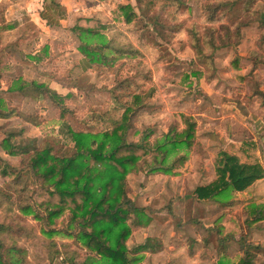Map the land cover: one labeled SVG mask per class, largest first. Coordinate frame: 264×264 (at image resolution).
Here are the masks:
<instances>
[{
  "label": "rangeland",
  "instance_id": "1",
  "mask_svg": "<svg viewBox=\"0 0 264 264\" xmlns=\"http://www.w3.org/2000/svg\"><path fill=\"white\" fill-rule=\"evenodd\" d=\"M128 2L136 7L135 0H0V109L13 110L0 118V158L19 168L27 156L8 153L3 144L7 137L30 152L47 145L58 151L62 144L71 145L70 131L100 133L109 126L102 114L138 94L143 105L124 131L126 143L155 148L166 134L183 129L186 120L194 122V138L189 148L168 146L167 154L158 149L147 154L125 175L122 202L136 208L126 220L128 255L139 259L133 264H169L171 258L176 259L171 264H236L246 250L254 264H264V219L254 221L249 207L264 202V177L243 192L207 201L192 196L196 186L215 179L220 152H233L230 145L239 148L253 141L264 168V26L257 20L264 3H238L207 24L202 14L207 0L169 6L156 0L153 12L159 13L162 28L142 17L129 25L116 21L114 8ZM96 15L116 26L118 37L139 51L135 57L117 58L103 73L87 67V60L79 61L85 58L70 29L79 17ZM240 22L249 24L240 27L237 37ZM206 25L214 28L211 41ZM105 53L112 55L107 49ZM38 85L59 99L44 92L38 100ZM118 113L115 109L114 117ZM152 164L168 171L154 172ZM4 181L0 175V190ZM12 197L21 201L23 195ZM8 217L0 208V222ZM18 218L30 231L15 241L25 264H101L65 234L78 229L69 209L54 218L57 232L49 237L41 230L42 220ZM156 252L160 255L155 259Z\"/></svg>",
  "mask_w": 264,
  "mask_h": 264
},
{
  "label": "trees",
  "instance_id": "2",
  "mask_svg": "<svg viewBox=\"0 0 264 264\" xmlns=\"http://www.w3.org/2000/svg\"><path fill=\"white\" fill-rule=\"evenodd\" d=\"M161 1L166 4L165 6L181 4L180 0ZM257 1L264 3V0H207L202 14L207 24H212L224 10L231 9L238 3L249 5ZM135 3L136 7L129 2L116 5L114 19L121 24L129 25L142 17L145 21L164 28L159 13L153 12L156 0H135ZM99 15L79 17L70 29L79 38L77 49L87 60L88 66L103 73L105 68H111L117 58L135 57L139 51L129 41L121 40L118 37L121 31L117 32L119 29L116 26L104 21ZM42 17L47 19L44 14ZM257 20L264 26V10L259 13ZM47 21L52 23L50 20ZM50 23L48 25H51ZM248 24L240 22V25L235 27V35L239 37L240 27ZM204 30L211 41L214 28L206 25ZM105 31L110 35H105ZM226 32L229 33L228 27ZM93 39L97 41L94 42ZM228 42L225 41L223 44ZM106 49L112 55H107ZM36 90L42 91L39 94L40 98H43V93L46 92L54 100L57 96L59 99L56 92L43 89V85H38ZM113 97L115 103L119 104L117 96ZM140 99L138 94L132 95L126 105L123 103L118 107L116 105L103 113L102 122L109 126L100 133L70 131L71 145L62 144L58 151L47 145L40 150L33 147L30 152L26 146L13 145L9 137L3 140L6 149L8 147V153H27V156L23 157L24 161L19 168L8 165L0 158V175L5 179V186L0 190V208H4L9 216L8 222H0V264H25V260L20 256L23 250L15 245V241L21 236H29L30 231L18 221L19 214L32 215L42 220L44 227L41 230L49 237L57 232L54 218L65 209L70 210L71 222L76 223L78 228L74 233L67 231L65 234L93 252L98 257L97 261H102L101 264H133L139 260L128 255L129 249L125 243L130 235L126 220L130 211L136 210L132 206L126 207L122 202L125 198L123 191L125 175L129 170L136 169L139 161L147 154L157 149L167 154L168 146L172 149L181 146L189 148L194 138V122L186 120L183 129L166 134L155 148L147 143H126L124 131L130 126L132 116L143 105ZM58 104L61 114L65 115V108ZM115 109H120V113L114 117ZM12 113L13 110L0 109L2 118H7ZM229 148L233 152H220L215 179L193 189L192 196L198 201L211 200L231 191L243 192L264 177V168L259 162L253 141H246L239 148L234 145H230ZM165 154L160 157H165ZM149 167L154 172L168 171L162 170L161 166L158 167L156 164ZM9 176L12 177L8 179ZM13 194H22V200L15 201ZM43 195H46L45 198L36 199V196ZM231 202L226 201V205ZM249 207L254 221L264 219V202L252 203ZM39 208L43 209L44 214L39 213ZM4 238L12 245L7 246ZM143 249L144 245H141L140 250ZM242 254V258L236 264H254L248 250ZM67 260L72 263L73 257L69 255ZM171 260L173 262L176 259Z\"/></svg>",
  "mask_w": 264,
  "mask_h": 264
},
{
  "label": "crops",
  "instance_id": "3",
  "mask_svg": "<svg viewBox=\"0 0 264 264\" xmlns=\"http://www.w3.org/2000/svg\"><path fill=\"white\" fill-rule=\"evenodd\" d=\"M51 21H54V20H51ZM55 23V22H54ZM49 28V26H47V27H45V29H48ZM44 28H43V30H45ZM75 51H77V49H75ZM81 56V55H80ZM79 61L80 62H86V59L84 60V59H79ZM87 66V65H86ZM87 67H89V66H87ZM48 89V88H47ZM49 90V89H48ZM24 93V92H23ZM38 98V100H40V99H42V98H40L39 96L37 97ZM0 118H2V117H0ZM158 255H160V253L159 252H156V253H154V254H152V256H153V258H157V256Z\"/></svg>",
  "mask_w": 264,
  "mask_h": 264
}]
</instances>
